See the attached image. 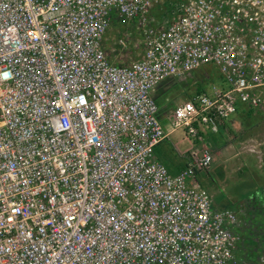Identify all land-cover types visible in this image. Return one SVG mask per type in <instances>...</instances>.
Masks as SVG:
<instances>
[{
  "label": "built area",
  "instance_id": "built-area-1",
  "mask_svg": "<svg viewBox=\"0 0 264 264\" xmlns=\"http://www.w3.org/2000/svg\"><path fill=\"white\" fill-rule=\"evenodd\" d=\"M114 20L140 57L107 55ZM203 64L220 79L172 103L171 129L264 120V0H0V264H264L196 175L211 151L174 173L153 152L152 89Z\"/></svg>",
  "mask_w": 264,
  "mask_h": 264
},
{
  "label": "rangeland",
  "instance_id": "rangeland-1",
  "mask_svg": "<svg viewBox=\"0 0 264 264\" xmlns=\"http://www.w3.org/2000/svg\"><path fill=\"white\" fill-rule=\"evenodd\" d=\"M154 14L156 21L165 19L163 16L173 15L169 7L159 8ZM134 26L119 20L111 23L107 31L109 36L105 40L109 57L117 58L118 62L128 63L140 56L143 34L141 29ZM173 78L175 79L169 83L171 86H167V91H173L171 93L173 102L180 103L185 95L192 96L198 90L210 92L220 79V73L216 66L203 64L183 77ZM168 79L162 80L159 84L165 83ZM247 121L238 131H230L223 126H219L218 131L208 129L204 138L198 139L192 146L188 139L191 138L193 142V137L180 130L186 136L182 147L190 145L191 148L187 155L178 154L166 139L158 143L153 150L155 157L172 173L187 163L189 155L194 158L204 148L211 151V162L207 167L198 169L196 175L208 189L216 206L236 209L247 221L241 229L244 261L253 260L264 247V120L255 122L249 117ZM251 219L254 225L249 227Z\"/></svg>",
  "mask_w": 264,
  "mask_h": 264
},
{
  "label": "crops",
  "instance_id": "crops-1",
  "mask_svg": "<svg viewBox=\"0 0 264 264\" xmlns=\"http://www.w3.org/2000/svg\"><path fill=\"white\" fill-rule=\"evenodd\" d=\"M107 31H106L105 36H104V41L109 36V35L107 36ZM105 43H106V46H107V42L106 41H105ZM142 52H143V47H142V49H141V51L139 53L140 56H141ZM110 58L112 60H114V61H117V58H113L112 56ZM172 79H175V78L169 77L168 81H166L165 83L157 84L152 89V94H153V96L155 97V99L157 100V102L159 104V113H158V115H159L160 119L162 120V123H163L164 127L166 128V130L169 131L167 137L165 138L166 141H168L171 144V146H173L177 150L178 154H180V155L186 154L187 155V153L191 149L190 145L192 146L194 144V142H192L191 138H189V139L187 138L189 140V144L190 145H187L186 147H182L184 142H185V139H186V136H184L185 134H182V132H180V130L171 129L170 122H169L171 107H172V103H174V102H173V98L171 97V93L173 91L172 92L171 91L168 92L167 89H168L169 86H171V84L169 85V83L172 81ZM173 89H175V88H173ZM179 89L182 90V88H179ZM186 96L187 95H185V97ZM185 97H184V99H185ZM189 156H191V155H189ZM189 156L187 157L186 160H189V158H191ZM180 168H182V166H179L177 168V171Z\"/></svg>",
  "mask_w": 264,
  "mask_h": 264
},
{
  "label": "trees",
  "instance_id": "trees-1",
  "mask_svg": "<svg viewBox=\"0 0 264 264\" xmlns=\"http://www.w3.org/2000/svg\"><path fill=\"white\" fill-rule=\"evenodd\" d=\"M198 90V89H197ZM198 92H202V90L201 91H199L198 90ZM197 91H196V93H198ZM245 109L244 108H241L240 109V113H245ZM244 115V117H246L248 114H243ZM198 141V138L197 137H193V142L194 143H196ZM252 224L254 225V221L251 219L250 221H249V227H251L252 226ZM243 232V231H242ZM243 234H244V232H243ZM262 248H264V247H262Z\"/></svg>",
  "mask_w": 264,
  "mask_h": 264
}]
</instances>
